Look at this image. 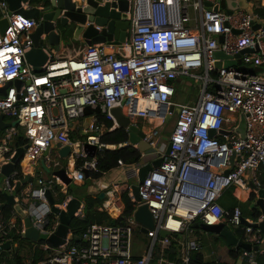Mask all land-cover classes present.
<instances>
[{
  "label": "built area",
  "instance_id": "2783aa9c",
  "mask_svg": "<svg viewBox=\"0 0 264 264\" xmlns=\"http://www.w3.org/2000/svg\"><path fill=\"white\" fill-rule=\"evenodd\" d=\"M254 1L246 9L228 13L225 0H130L128 37L119 44L124 53L96 43L81 55L58 57L54 47L45 44L49 57L41 72L34 71L26 58L41 19L11 12L9 4L0 1V18L9 21L4 34L0 31V88L8 86L6 94L0 93V114L18 120L0 136V168L15 155L16 139L22 136L26 148L20 169L5 176L4 190L15 194L40 234L50 236L60 225L47 191L62 210L73 197L59 177L47 174L42 165L36 170L46 151L44 160L50 169L63 168L71 184L84 186L89 178L85 170L99 172L97 157L89 156L87 145L95 146L96 152L131 145L129 140L121 144L101 141L107 132L120 128L114 108H121L151 145V150L141 151L139 162L119 160L98 185L106 196L100 209L114 219L123 217L124 194L134 203V212L141 205L148 206L155 222L145 233L150 239L148 247L134 246L133 238L141 231L133 212L123 223H91L78 241L70 228L66 242L59 247L48 240L33 241L44 257L35 262L32 250L25 264H193V252L201 249L200 240L192 237L197 221L207 225L226 222L241 230L246 242L259 245L264 241L260 228L244 223L240 205L228 209L221 203L229 191L237 202L259 198L260 191L264 194V73L255 71L264 66V0L259 5ZM28 4L23 6L31 7ZM42 38L46 41L45 35ZM216 52L227 57L217 58ZM238 55L242 65L252 71L239 65L224 66L228 60H238ZM217 62L221 68L216 67ZM183 76L198 82L197 96L195 101L177 104L173 100L175 82ZM16 80L22 82L20 87ZM171 105L178 108L177 113ZM87 106L100 107V114L86 116ZM175 114L165 143L161 137L164 124ZM87 117L92 120L85 128ZM242 117L245 137L237 132ZM125 130L130 133L128 127ZM59 145L71 149L64 159ZM168 145L171 150L166 154ZM157 158H163L161 164L138 183V201L126 175L138 178L140 168ZM25 160L31 171L25 170ZM79 160H84L81 166ZM26 175L30 181L15 193L17 182ZM83 210L77 217L84 216ZM17 215L15 211L6 219L0 213V245L13 242L15 231L24 237V218ZM263 219L262 214L246 218L250 224ZM162 230L169 234L162 237ZM173 243L177 245L176 259L168 258ZM260 251L243 249L236 254L242 264H259Z\"/></svg>",
  "mask_w": 264,
  "mask_h": 264
},
{
  "label": "water",
  "instance_id": "95a60500",
  "mask_svg": "<svg viewBox=\"0 0 264 264\" xmlns=\"http://www.w3.org/2000/svg\"><path fill=\"white\" fill-rule=\"evenodd\" d=\"M1 1V0H0ZM9 4V9L11 12L21 13L27 17H36L41 19L39 26L34 30L32 36L34 40V47L31 51L26 54L27 61L33 66L34 71L41 72L43 70V65L48 60V54L45 52L43 46L49 44L55 49L59 50L61 46L70 41H79L81 38L88 44L96 43H108V44H121L126 42L128 37V31L130 28V21L128 19V11L130 6V0H41L40 6H31L25 8L23 5L30 3L29 0H5ZM252 0H226V9L228 13H232L234 10L239 8H248L249 2ZM9 26V21L7 17L0 18V31L2 34L6 31ZM235 33H240V31L235 30ZM46 36L45 39L42 36ZM223 41V37H221ZM215 56L217 58L227 57L223 52H216ZM236 61H226L224 63L225 67L232 65H239L241 68L252 71L251 67H246L242 65L240 55L237 56ZM217 68H221L222 64L217 62ZM15 85L20 87L22 82L16 80ZM10 86V83H9ZM8 86L0 88V93L6 94ZM175 113L178 112V108L171 105L170 108ZM100 107L87 106L84 109L86 116L93 113L100 114ZM115 115L118 124L122 128L128 127L130 129L129 141L131 145H135L140 151L145 152L151 150V145L144 141L145 133L140 130L139 126L136 124H130V118L124 116L121 108H114L112 110ZM5 115L0 114V130H5L11 125H17L18 120L12 122H5ZM92 117H87L84 122V127L88 128ZM246 122L245 118L242 117L241 122L237 127V132L245 137ZM16 153L11 158V160L5 164L1 165L0 172L4 176H9L10 173L16 168L24 156L25 146H20L18 142H15ZM61 145H59L60 147ZM171 150V145H168L166 149V154H169ZM71 149L70 147H60L59 154L61 158H66ZM86 152L89 156L94 157L96 154L95 146H86ZM48 154V151L44 153V157ZM44 157L41 159V164L46 170L47 174H52L59 177L66 185H71V178L68 176L65 169L60 168L58 170L50 169L46 164ZM163 158H157L151 163H146L140 168L138 175V182L142 183L146 177L148 171L153 167H158ZM86 176L89 177L88 171L85 170ZM228 173V172H226ZM30 181L28 175L24 176L21 181H18L15 187V193L20 192L22 186L26 185ZM133 194L136 200H140L138 192V183L131 185ZM5 196V202L0 204V210L6 205H13L16 213L24 218V223L26 230L24 232V238L31 241H44L48 240L54 247H59L66 242V237L68 235L70 225L73 219L77 217L76 213L79 210L85 208L82 206V201L79 197L73 196L66 210H62L56 206L55 200L52 196L50 190L47 191V196L51 205L52 211L59 215L60 225L57 231L47 236L46 234H40L39 231L32 226V220L30 216H27L23 211L22 206L16 202L15 194L10 193L7 190L3 191ZM263 191L259 192V198L257 199V207L260 210V215L264 216V201H263ZM105 197V193L102 192L99 195L100 199ZM134 218L137 223V228L146 233L149 228L155 226L154 218L151 211L148 209L147 205H141L134 212ZM244 223L252 225L255 228H260L264 233V219L260 222H254L250 224L246 218H243ZM116 223L115 220L112 222ZM200 227L206 232L215 233L222 239L229 247H239L247 251L252 250H263L264 255V243L259 245H252L250 242H246L242 238V231L235 230L231 225L226 222H221L215 225H207L204 223L200 224ZM241 233V234H240ZM169 234L168 231L162 230L160 235L165 237ZM77 241L79 236L75 237ZM11 242L6 241L0 245V254L3 251H11Z\"/></svg>",
  "mask_w": 264,
  "mask_h": 264
},
{
  "label": "trees",
  "instance_id": "16d2710c",
  "mask_svg": "<svg viewBox=\"0 0 264 264\" xmlns=\"http://www.w3.org/2000/svg\"><path fill=\"white\" fill-rule=\"evenodd\" d=\"M98 118L102 121H105L107 126H112V122L106 120L103 115H98ZM2 133L3 131L0 130V136L2 135ZM128 140H129V133L125 130V128H122V127L116 128L112 131L107 132L101 139V141L105 144H121ZM17 142L19 143L20 146L26 145V141L22 137L18 138ZM141 155H142V152L133 145L117 147L113 150L107 149V148H102L101 150H97L95 156L97 157V167L99 169V172L89 173V178L86 181L83 190L86 191L87 187L89 186L90 178L102 177L105 172L115 168L118 165L119 160H122L129 164L135 163L141 160ZM88 160H91V158H88ZM83 161L84 160H79L78 166H81L83 164ZM16 169H20V164L16 166ZM1 175L2 174L0 172V176ZM3 191H4L3 189H0V204L5 202V196L3 194ZM68 192L70 195L74 196V190L71 187V185L68 186ZM227 194L228 193H226L225 196ZM225 196L223 197L222 202L225 199ZM80 198L84 200L83 202L85 203V208L83 210L84 216L76 217L75 219L72 220L71 225H70V228L72 229L75 237H78L91 223H112L113 220H115L117 223H123L125 222L126 218L132 216L134 212L135 205L127 194L123 195V202L125 204L123 217L118 218V219L112 218L107 211H100L98 209L99 206L102 204V200L99 199V195L93 196L85 192V194L80 196ZM238 203L239 202L236 201V203L233 204L232 207ZM238 205H240L243 211V214H244L245 209H243V206H241L240 203ZM232 207L229 206L226 208L230 209ZM249 210H251L249 215L254 217L255 219L260 216V210L257 206H254L253 208ZM0 213L6 219L11 218L15 214L14 206L6 205L0 210ZM50 217L52 219L54 218V215H51ZM17 218L20 219L18 215H17ZM12 236H13L15 246L10 251V254L12 255V257L7 260L8 264H25L26 259L32 254V250H34L33 260L35 262L43 259L44 253L41 250H39L38 244L29 240L30 246L29 248L25 249V246L23 243L24 237H22L21 234L16 231L12 234ZM177 253L178 251L176 249V245L175 243H173L172 247L168 250V258L176 259ZM192 257L194 258L193 264H206L203 261V257L199 251L193 252Z\"/></svg>",
  "mask_w": 264,
  "mask_h": 264
},
{
  "label": "crops",
  "instance_id": "0c3cea01",
  "mask_svg": "<svg viewBox=\"0 0 264 264\" xmlns=\"http://www.w3.org/2000/svg\"><path fill=\"white\" fill-rule=\"evenodd\" d=\"M40 1L41 0H31L28 5L37 6L38 7V6H40ZM224 3L226 5V0H225ZM99 44H104V43H99ZM105 45L107 46L108 51H115L118 54L125 52L124 48L122 46H120L119 44H115L114 45V44L105 43ZM63 46H65V48H64V50H63V52H62L61 55L58 53V56L59 57H65L66 55H81L82 52H83V50L88 46V44L84 41L83 38H81L79 41L66 42L61 47H63ZM7 118H8V116H5V119L4 120H5L6 123H9V122H12L13 121V120H11V121L10 120H7ZM1 131L4 132V130H1ZM20 137H22V136H19L18 138H20ZM17 139H16V141H17ZM41 165L42 164H41V160H40V164H37L36 165V170L37 171L41 167ZM4 179H5V176L4 175H1L0 176V189H3V190H4ZM92 184L93 183H91V185ZM91 185H89L87 187L86 191H84L83 189L79 191V192L82 191V193L79 195V198H80V196H82L83 194H85V192H87L88 194H91L93 196L100 195L103 192L102 190L99 191L100 189H98V186H95L94 187L93 185L92 186ZM228 193H230L231 196L225 197V199L223 200L222 203H223V205L225 207H229V206L232 207V205L235 204L237 200H235L233 198L231 191H229ZM253 197L252 198H249V199H246V200H242L239 203L241 204V206H243L244 204H251V202H252L251 208H253L254 207V204H253V201H252ZM100 200H102V204L99 206L98 209L100 211H104V210H101L100 208L101 207H104L105 200H106V196L103 199H100ZM84 205H85V203H84ZM251 208H249V209H251ZM244 216L246 218L255 219L254 217H252L249 214L245 213V210H244ZM200 224H201V222H198V221L195 222V223H193V228L194 229H193L192 237L194 239L200 240L201 249L199 250V252L201 253V255L203 257V261L206 264H242V263H244V261L242 260L241 256H239V255L236 254V251H242L243 248H241L242 249L241 250L239 247H229L225 243V246L224 247L215 249L214 246H213L214 244L212 245L211 244V241H214V243L215 242L219 243L221 240L224 241V239H222L221 237H219L215 233L206 232L205 230H203L200 227ZM204 235H211L213 237V239H214V240L210 239V236H209V238L206 239L207 241H210L209 242V246L212 248L210 250V252H203L204 251V246L207 243V241L205 240V236ZM262 243H264V241ZM10 245H11V249H13L14 246H15L14 245V240H13V242H11ZM11 257H12V255L10 254L9 251H3L0 254V264H8L7 260L10 259ZM258 263L259 264H264L263 250H261L260 253H259V255H258Z\"/></svg>",
  "mask_w": 264,
  "mask_h": 264
},
{
  "label": "rangeland",
  "instance_id": "374dc122",
  "mask_svg": "<svg viewBox=\"0 0 264 264\" xmlns=\"http://www.w3.org/2000/svg\"><path fill=\"white\" fill-rule=\"evenodd\" d=\"M257 5H259L260 1L259 0H255L254 1ZM62 48V49H61ZM59 50L55 49L56 50V53L58 54H62L65 46L61 47ZM59 57V56H58ZM255 71L256 72H260V73H264V66H260V67H256L255 68ZM183 81V84H181V82ZM197 85H198V82H196V80L193 78V77H190V76H183L181 78H179L176 82H175V86H176V94L174 96V101L177 103V104H184V103H187L189 100L190 101H195L196 100V96H197ZM176 116L177 114H175L169 121L165 122L164 124V130L162 132V140L167 143V138H169L171 132H172V129H173V126H174V123H175V119H176ZM7 120H12V118L8 117ZM81 128V127H80ZM76 136L78 135V131H76ZM75 136V137H76ZM86 135H84L82 138L85 139ZM55 151L56 149H52V156L55 155ZM26 170V169H25ZM27 171V170H26ZM94 179H98L97 181V184L94 185ZM103 177H100V178H90V184L93 183L92 185L95 187V186H98L100 184L103 183ZM126 179H127V182L130 184V185H134V184H137L139 183L138 182V178L137 177H134V176H129V175H126ZM91 185V186H92ZM71 187L73 188L74 190V195L75 197L76 196H79L81 192H79L80 190L84 189V186L83 187H76L74 184H71ZM227 196H231L230 193H228L225 197ZM257 199L256 197H253L252 201H253V204L254 206H257ZM221 203H222V200H221ZM223 204V203H222ZM252 204V202H251ZM251 204H244L243 205V209H245V212L247 214L250 213L251 210L248 211L249 208H251ZM136 228V225L134 226ZM233 229L235 230H238V228L232 226ZM205 236V240L207 238H209L210 236V239L214 240L213 237L211 235H204ZM133 243H134V246L135 247H144L145 246H149L150 244V239L146 236L145 233H139L137 232L133 238ZM38 241V240H37ZM207 241V240H206ZM209 242L210 241H207V243L205 244L204 246V251L203 252H210V250L212 249L210 246H209ZM24 246H25V249L29 248L30 246V242L28 239H25L24 238ZM211 244L214 246L215 249H218V248H222L225 246V242L224 241H220L219 243L215 242L214 241H211ZM210 244V245H211Z\"/></svg>",
  "mask_w": 264,
  "mask_h": 264
},
{
  "label": "bare ground",
  "instance_id": "6f19581e",
  "mask_svg": "<svg viewBox=\"0 0 264 264\" xmlns=\"http://www.w3.org/2000/svg\"><path fill=\"white\" fill-rule=\"evenodd\" d=\"M23 164H24V167H25V169L27 171H31L32 170V166H31V164H28L27 160H25ZM116 213H117V211L114 212V214H116Z\"/></svg>",
  "mask_w": 264,
  "mask_h": 264
}]
</instances>
